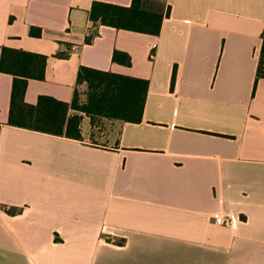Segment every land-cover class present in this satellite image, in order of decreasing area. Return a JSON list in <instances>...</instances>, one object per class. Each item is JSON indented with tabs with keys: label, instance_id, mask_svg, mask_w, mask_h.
Listing matches in <instances>:
<instances>
[{
	"label": "crops",
	"instance_id": "0c3cea01",
	"mask_svg": "<svg viewBox=\"0 0 264 264\" xmlns=\"http://www.w3.org/2000/svg\"><path fill=\"white\" fill-rule=\"evenodd\" d=\"M94 1L131 4L0 0V53L47 56L26 103L70 102L79 66L148 81L140 122L82 115L78 140L8 125L0 72V264H264V0H145L157 34L94 25Z\"/></svg>",
	"mask_w": 264,
	"mask_h": 264
},
{
	"label": "trees",
	"instance_id": "16d2710c",
	"mask_svg": "<svg viewBox=\"0 0 264 264\" xmlns=\"http://www.w3.org/2000/svg\"><path fill=\"white\" fill-rule=\"evenodd\" d=\"M161 12L145 0H131L129 6L94 1L89 11V19L95 24L107 25L142 33L157 34L163 16ZM34 36L40 34L39 28H30ZM92 34L85 38L89 42ZM112 61L123 65L130 64V56L114 50ZM47 56L3 46L0 53V72L12 76L10 107L7 124L42 133L81 139L80 122L82 114L91 119L120 120L140 122L147 93V79L79 66L76 84L86 86L84 101L75 88L70 102L51 96H38L35 104H28L23 96L29 79H42ZM264 78V37H262L255 82ZM172 75L171 83L173 82ZM75 111V113H71ZM8 213L15 210L3 207Z\"/></svg>",
	"mask_w": 264,
	"mask_h": 264
},
{
	"label": "built area",
	"instance_id": "2783aa9c",
	"mask_svg": "<svg viewBox=\"0 0 264 264\" xmlns=\"http://www.w3.org/2000/svg\"><path fill=\"white\" fill-rule=\"evenodd\" d=\"M211 219L214 224L225 227H234L241 221L237 215L223 211L212 212Z\"/></svg>",
	"mask_w": 264,
	"mask_h": 264
},
{
	"label": "rangeland",
	"instance_id": "374dc122",
	"mask_svg": "<svg viewBox=\"0 0 264 264\" xmlns=\"http://www.w3.org/2000/svg\"><path fill=\"white\" fill-rule=\"evenodd\" d=\"M79 89V94H80V100H81V102L82 101H84V94H85V90H86V86L84 85V86H81V87H79L78 88ZM82 115H84V114H82ZM84 116H86L87 117V120L90 122V124H91V126L92 127H96V129L98 130V131H102V130H106V128H105V126H104V124L103 123H101V121H103V119L101 118H99V117H97V116H94V117H92V123H91V119H90V117H88L87 115H84Z\"/></svg>",
	"mask_w": 264,
	"mask_h": 264
}]
</instances>
